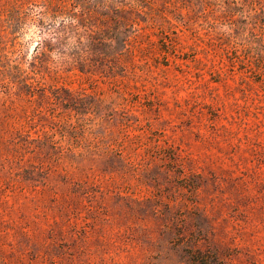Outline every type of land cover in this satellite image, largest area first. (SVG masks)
<instances>
[{"label":"rangeland","instance_id":"rangeland-1","mask_svg":"<svg viewBox=\"0 0 264 264\" xmlns=\"http://www.w3.org/2000/svg\"><path fill=\"white\" fill-rule=\"evenodd\" d=\"M50 1L0 0V264H264V0Z\"/></svg>","mask_w":264,"mask_h":264},{"label":"trees","instance_id":"trees-1","mask_svg":"<svg viewBox=\"0 0 264 264\" xmlns=\"http://www.w3.org/2000/svg\"><path fill=\"white\" fill-rule=\"evenodd\" d=\"M42 1L44 2L43 5H44V8L46 9V11L49 10L50 12H52V11L55 10L56 5L54 3H52V1H50V0H42ZM66 1H67V4L68 3H70V4L73 3V4H76V5H84L83 4V0H66ZM67 4L62 5V9H63L64 13H67L70 16L75 15L76 14L75 9L68 8L69 6H67Z\"/></svg>","mask_w":264,"mask_h":264}]
</instances>
